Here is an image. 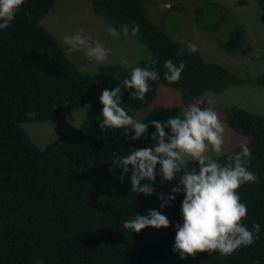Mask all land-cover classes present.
<instances>
[{
  "label": "trees",
  "instance_id": "16d2710c",
  "mask_svg": "<svg viewBox=\"0 0 264 264\" xmlns=\"http://www.w3.org/2000/svg\"><path fill=\"white\" fill-rule=\"evenodd\" d=\"M85 1L117 30L125 23L138 24L136 37L122 36L144 45L149 56L132 66L110 63L94 72L80 70L40 23L56 0H25L10 26L0 30V264H264V115L237 106L226 110L227 126L250 138L249 170L258 176L257 182L238 190L248 209L243 223L249 229L254 222L261 225L259 239L230 256L203 252L181 260L173 252L175 225L182 223L183 193L176 194L169 206L159 207L162 201L157 195L167 196L177 185L175 180L160 182L159 165L155 193L149 196L130 191L131 171L123 182L122 169L110 171L113 154L126 156L132 149L153 145L152 120L165 121L181 113L176 106H153L160 86L177 90L189 103L232 86L264 87V70L254 78H242L223 65L205 61L199 51L189 53L188 44L173 40L150 21L145 0ZM254 1L264 19V0ZM245 3L241 0L237 6ZM226 13L224 6L202 0L194 17L206 29L215 30ZM245 37L243 29L233 26L220 46L227 53L246 54L250 49ZM169 58L186 64L177 83L164 79L163 65ZM135 66L155 67L160 74L158 81L150 82L143 101L130 98L134 89H121V106L130 116L136 119L134 112L148 110L143 122L149 127L141 139L131 140L123 128L101 129L100 102L89 106L68 143L39 148L23 130L24 123L46 122L83 108L97 90H111L129 78ZM239 151L240 147L227 153ZM214 158L225 162L224 156ZM190 164L196 166L195 161ZM149 209L166 215L170 226L147 227L139 233L123 228V220L146 215Z\"/></svg>",
  "mask_w": 264,
  "mask_h": 264
},
{
  "label": "clouds",
  "instance_id": "9594fccd",
  "mask_svg": "<svg viewBox=\"0 0 264 264\" xmlns=\"http://www.w3.org/2000/svg\"><path fill=\"white\" fill-rule=\"evenodd\" d=\"M24 2L0 0V30L10 26ZM106 31L113 38L129 34L136 37L139 25L135 22L131 26L125 23L119 30L114 25H107ZM82 32L81 29L63 37L62 44L66 46V52L83 51L89 59L105 62L110 49L100 40L82 35ZM187 50L196 53L199 47L189 42ZM183 51L181 49L177 55ZM155 63L152 62L153 65ZM163 67L164 79L172 84L179 82L186 64L184 61L177 64L169 58L164 61ZM159 79L160 74L155 67L135 66L130 77L124 78L120 85L111 90L105 88L99 97L103 118L99 127L123 128L124 135L133 141L144 137L149 124L134 119L121 106V89H134L130 98L143 101L145 94L150 91V82ZM150 123L155 129L151 134L153 145L132 149L126 156L113 154V169L110 171L116 167L122 169L119 176L121 182L125 174L131 171L130 191L137 195L155 193L157 165L162 178L160 182L177 181V185L170 190L171 194L157 195L162 201L159 207L163 209L175 200L176 194L183 193L180 209L182 223L175 225L173 252H178L181 260L203 252L230 256L241 247L253 245L259 239L261 225L254 222L251 229L244 225L248 209L238 194L242 185L258 180L257 174L249 170L252 153L247 144H241L239 152L225 154L226 127L212 101L195 98L183 105L180 114L169 116L165 121L152 120ZM210 153L216 157L224 156L225 162L220 163ZM191 161H195L196 166H191ZM170 223L166 215L156 209H149L146 215L134 214L132 218L123 220L122 226L139 233L147 227L168 228Z\"/></svg>",
  "mask_w": 264,
  "mask_h": 264
},
{
  "label": "rangeland",
  "instance_id": "374dc122",
  "mask_svg": "<svg viewBox=\"0 0 264 264\" xmlns=\"http://www.w3.org/2000/svg\"><path fill=\"white\" fill-rule=\"evenodd\" d=\"M209 1L227 9L215 30L206 29L194 17V11L201 6L202 0H145L144 9L150 21L173 40L197 44L205 61L223 65L242 78L260 75L264 70V19L258 12L255 1L244 0L246 3L239 6L237 3L241 0ZM40 23L56 38L68 58L83 71L94 72L98 66L110 63L132 66L149 56V51L144 45L122 35L113 38L106 31L107 25L102 18L92 12L85 0H56ZM233 26L244 30L245 45L250 49L248 53L243 54L240 51L227 53L221 48V42ZM81 29L82 35L92 40H100L110 49L105 62L91 60L83 51L66 52V46L62 44L63 37L75 34ZM103 90H97L87 105L81 109L67 110L46 122H27L22 128L39 148L51 143H68L85 120L89 106L100 102L99 97ZM202 98L212 101L226 127L225 153L240 147L241 144L249 143V137L238 135L227 126L226 110L237 106L264 115V87L232 86L221 94L205 93ZM184 104L187 103L181 99L177 90L164 86L159 87L153 102V106H176L181 109ZM147 112L148 110L134 112L135 118L143 122ZM210 154L216 157L214 153Z\"/></svg>",
  "mask_w": 264,
  "mask_h": 264
}]
</instances>
